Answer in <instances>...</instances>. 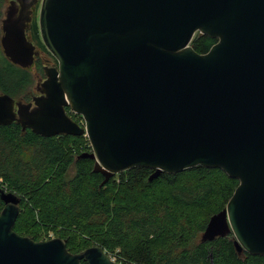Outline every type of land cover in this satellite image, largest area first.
<instances>
[{
  "label": "water",
  "instance_id": "95a60500",
  "mask_svg": "<svg viewBox=\"0 0 264 264\" xmlns=\"http://www.w3.org/2000/svg\"><path fill=\"white\" fill-rule=\"evenodd\" d=\"M29 13L2 21L3 54L22 68L37 55ZM38 26L57 65L32 109L0 94V126L87 137L78 158L99 188L132 168L152 170L148 181L219 169L238 185L200 242L232 234L238 254L264 256V0H41ZM196 33L217 41L198 54ZM0 200V264H117L97 245L73 254L61 238L18 235L20 198L1 189Z\"/></svg>",
  "mask_w": 264,
  "mask_h": 264
},
{
  "label": "trees",
  "instance_id": "16d2710c",
  "mask_svg": "<svg viewBox=\"0 0 264 264\" xmlns=\"http://www.w3.org/2000/svg\"><path fill=\"white\" fill-rule=\"evenodd\" d=\"M216 41L199 35L191 46L204 54ZM0 65V88L11 92L21 76L6 59ZM90 151L83 136L44 138L16 123L0 126V190L20 198L15 233L37 242L50 232L73 254L94 245L118 250L130 264H264V256L238 254L232 234L200 242L237 180L198 166L148 181L152 170L132 168L99 188L93 161L78 158Z\"/></svg>",
  "mask_w": 264,
  "mask_h": 264
},
{
  "label": "flooded vegetation",
  "instance_id": "af4514ba",
  "mask_svg": "<svg viewBox=\"0 0 264 264\" xmlns=\"http://www.w3.org/2000/svg\"><path fill=\"white\" fill-rule=\"evenodd\" d=\"M40 1L41 0H38L37 4H34L30 7L23 8L19 1L3 0V5L0 6V39L3 34L2 21L9 11L13 12L16 17H19L21 12H30L29 15L31 20L26 24L25 35L27 40L30 41L35 47L37 55L34 56L32 65L26 68L12 64L7 58H5L4 54L1 56L2 58L6 59L9 64H11V66L14 68L13 72H18L17 76H21V78H19L20 84L17 85L13 91L10 92L9 90L11 89L9 88H7L9 89L8 91L0 88V94L8 95L15 102L31 104V109L35 106L33 99L42 95L40 89L42 88V83L47 78L46 71L54 69L57 65L56 60L45 50L40 38L38 26ZM33 39H35V41ZM13 74L14 73L10 74V76L14 77ZM5 77H9V75H6ZM23 81L24 83H22ZM66 111L73 121L79 125L81 124L79 121V118L81 117L79 115L71 113L69 108H66ZM80 126H82V124ZM25 131L30 130L25 129L22 132Z\"/></svg>",
  "mask_w": 264,
  "mask_h": 264
},
{
  "label": "rangeland",
  "instance_id": "374dc122",
  "mask_svg": "<svg viewBox=\"0 0 264 264\" xmlns=\"http://www.w3.org/2000/svg\"><path fill=\"white\" fill-rule=\"evenodd\" d=\"M1 5H3V2H1ZM0 5V6H1ZM200 34L199 33H196L195 35H194V37H193V40L196 38V37H198ZM34 41H35V39H33ZM43 44V43H42ZM43 46H44V44H43ZM44 48H45V46H44ZM45 50L48 52V50L45 48ZM49 53V52H48ZM50 54V53H49ZM51 55V54H50ZM1 56H3V52H2V48H1V46H0V63L2 62V57ZM52 56V55H51ZM53 57V56H52ZM54 58V57H53ZM0 67H1V65H0ZM77 115V114H76ZM80 116V115H79ZM81 117V116H80ZM79 121H80V123L82 124V126L84 125V121H83V119H82V117L81 118H79ZM80 124V125H81ZM84 137V136H83ZM86 140H87V137H86ZM87 143H88V145H89V142H88V140H87ZM90 146V145H89ZM49 235V237L50 236H52V233H48ZM232 238H233V236H232ZM109 257L110 256H113V258H114V260L113 261H115L117 264H130V263H128V262H124L123 261V258L122 257H119V251L118 250H114L113 252L111 251L110 253L109 252H105Z\"/></svg>",
  "mask_w": 264,
  "mask_h": 264
},
{
  "label": "built area",
  "instance_id": "2783aa9c",
  "mask_svg": "<svg viewBox=\"0 0 264 264\" xmlns=\"http://www.w3.org/2000/svg\"><path fill=\"white\" fill-rule=\"evenodd\" d=\"M50 238H52V236H50ZM110 258H111L112 260H114L113 256H110Z\"/></svg>",
  "mask_w": 264,
  "mask_h": 264
},
{
  "label": "clouds",
  "instance_id": "9594fccd",
  "mask_svg": "<svg viewBox=\"0 0 264 264\" xmlns=\"http://www.w3.org/2000/svg\"><path fill=\"white\" fill-rule=\"evenodd\" d=\"M50 239V238H49Z\"/></svg>",
  "mask_w": 264,
  "mask_h": 264
}]
</instances>
